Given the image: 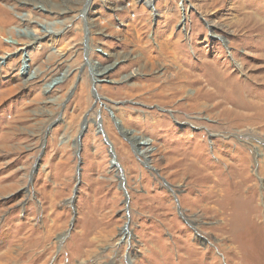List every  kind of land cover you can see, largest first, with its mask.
Wrapping results in <instances>:
<instances>
[{"label": "rangeland", "instance_id": "1", "mask_svg": "<svg viewBox=\"0 0 264 264\" xmlns=\"http://www.w3.org/2000/svg\"><path fill=\"white\" fill-rule=\"evenodd\" d=\"M150 5L0 0V264H264V0Z\"/></svg>", "mask_w": 264, "mask_h": 264}, {"label": "water", "instance_id": "2", "mask_svg": "<svg viewBox=\"0 0 264 264\" xmlns=\"http://www.w3.org/2000/svg\"><path fill=\"white\" fill-rule=\"evenodd\" d=\"M184 20H185V16H184ZM50 129V127L48 128V130ZM86 131V124L84 123L82 125V129L80 131V135L78 137V141H77V155H78V159H79V163H78V167H77V174H78V178H77V183H76V187L74 189V196L77 194V191H78V188H79V184L81 183V169H82V160H81V151H82V138H83V135ZM101 133H103L104 137H105V142L110 146V154H111V157H112V165H116L117 164V156H116V153L112 147V143L111 141L108 139V137L106 136L105 132L101 129L100 130ZM39 159H37V162L35 164V168L32 172V175L37 171V167H38V163H39ZM119 163V162H118ZM119 165V164H118ZM31 175V177H32ZM120 180H121V187L124 189L125 193H126V197L127 199L129 198V195H127V189L125 187V177L124 175L119 177ZM74 222H75V216L73 217V220L71 222V227L74 225ZM128 228V223L125 225V228L124 230H126ZM128 264H131L130 262H128Z\"/></svg>", "mask_w": 264, "mask_h": 264}, {"label": "bare ground", "instance_id": "3", "mask_svg": "<svg viewBox=\"0 0 264 264\" xmlns=\"http://www.w3.org/2000/svg\"><path fill=\"white\" fill-rule=\"evenodd\" d=\"M145 1V4L146 5H148V7H151V3H152V0H144ZM38 7H40V8H42V7H45V6H41V5H38ZM63 22V21H62ZM61 22V23H62ZM54 25H55V23H54ZM93 26V23H91V22H89V27H92ZM55 32H56V30H55ZM91 40H92V38H90ZM23 56H24V52H21V60L23 59ZM1 59V58H0ZM102 74H105V69H97L96 70V75H95V80L96 81H100V79H102V78H99V76H102ZM98 76V77H97ZM182 77H185V78H188V75H185V74H178V75H176V79H175V82H176V84H180V83H182V81L185 83L186 82V80L184 81V80H180L179 81V79H181ZM206 82H207V84L206 85H214L215 84V82H214V80H210V79H206L205 80ZM174 82V83H175ZM187 83V82H186ZM49 86H52V85H49ZM177 86L179 87V85H176V87L175 88H177ZM185 86H186V84H182L180 87H179V90L181 91V90H183L184 88H185ZM177 90H178V88H177ZM215 91V90H214ZM198 93H208L209 91L208 90H204V86H201L199 89H198V91H197ZM132 138L134 139V145L135 146H143V148H142V151H141V153L142 154H146V153H148V152H150V151H152L153 150V148L152 149H150L149 148V146L147 147V145H149V140L148 139H144V138H137V135L135 136V135H132ZM116 165H118V163L116 164Z\"/></svg>", "mask_w": 264, "mask_h": 264}]
</instances>
